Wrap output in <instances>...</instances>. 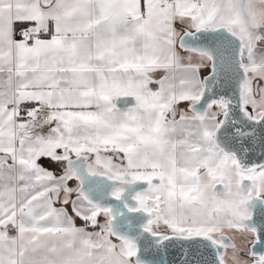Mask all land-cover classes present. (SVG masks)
<instances>
[{"label":"snow or ice","instance_id":"obj_1","mask_svg":"<svg viewBox=\"0 0 264 264\" xmlns=\"http://www.w3.org/2000/svg\"><path fill=\"white\" fill-rule=\"evenodd\" d=\"M0 264H264V0H0Z\"/></svg>","mask_w":264,"mask_h":264}]
</instances>
